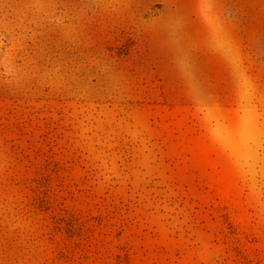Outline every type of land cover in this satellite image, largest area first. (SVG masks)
<instances>
[{
  "label": "rangeland",
  "instance_id": "rangeland-1",
  "mask_svg": "<svg viewBox=\"0 0 264 264\" xmlns=\"http://www.w3.org/2000/svg\"><path fill=\"white\" fill-rule=\"evenodd\" d=\"M0 264H264V0H0Z\"/></svg>",
  "mask_w": 264,
  "mask_h": 264
}]
</instances>
